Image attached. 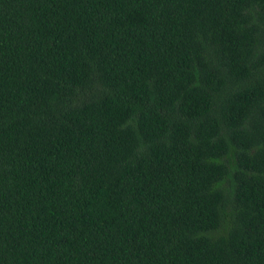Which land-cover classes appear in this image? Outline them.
Masks as SVG:
<instances>
[{
  "label": "trees",
  "instance_id": "16d2710c",
  "mask_svg": "<svg viewBox=\"0 0 264 264\" xmlns=\"http://www.w3.org/2000/svg\"><path fill=\"white\" fill-rule=\"evenodd\" d=\"M0 264H264V0H0Z\"/></svg>",
  "mask_w": 264,
  "mask_h": 264
}]
</instances>
